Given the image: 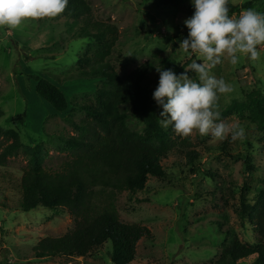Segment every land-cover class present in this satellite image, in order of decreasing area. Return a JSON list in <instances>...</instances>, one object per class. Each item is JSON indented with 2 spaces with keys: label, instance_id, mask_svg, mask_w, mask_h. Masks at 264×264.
<instances>
[{
  "label": "rangeland",
  "instance_id": "374dc122",
  "mask_svg": "<svg viewBox=\"0 0 264 264\" xmlns=\"http://www.w3.org/2000/svg\"><path fill=\"white\" fill-rule=\"evenodd\" d=\"M84 1L92 20L116 29L114 39L106 34L109 56L104 61L110 62L118 74L129 72L154 56H169L177 63L185 57L174 37L177 27L185 25V20L194 14L192 0L171 9L156 7L153 3L142 6L141 0ZM229 2L241 5L254 0ZM253 9L264 13V0H258ZM81 27L82 23L73 24L64 13L51 19L25 20L14 30L0 27V109L3 112L0 125L15 130L22 142V147L0 165V264H113L109 242L85 257H36L37 242L63 235L71 228L72 218L65 210L39 206L22 211L19 207L20 179L29 163L27 148L42 143L41 166L50 172L58 170L69 154L60 149L61 144L48 142L45 134L77 136L74 123L87 120L83 106L94 103L91 92L100 79H64L82 67H79L80 61L86 55L91 56L97 45L93 39L77 37ZM258 51L257 61L241 56L233 66L222 57L221 63L211 70L212 75L222 77L234 88L219 96V111L234 99L243 100L244 94L252 89L264 92V46H258ZM90 65L83 67L88 69ZM29 75H38L61 89L76 106L70 120L65 121L68 111L57 112L36 95L34 80ZM162 111L160 107L159 116ZM23 113V124L12 121L14 116ZM220 119L242 126L244 139L232 141L229 136L216 141L211 134L201 136L194 132L188 137L198 152L193 165H188L184 156L174 151L160 160L163 176H149L142 190L114 194L113 204L119 220L146 226L152 236L137 243L130 264H217L220 251L233 235L244 244L255 242L257 236L248 221V210L244 219L240 218L239 211L242 193L251 207L262 189L261 135L236 114ZM142 125V120L135 116L127 122L134 131H139ZM250 140L255 145L252 152L255 169L251 172L245 169L240 156ZM104 195L110 196V191ZM253 260L251 256L237 264Z\"/></svg>",
  "mask_w": 264,
  "mask_h": 264
},
{
  "label": "trees",
  "instance_id": "16d2710c",
  "mask_svg": "<svg viewBox=\"0 0 264 264\" xmlns=\"http://www.w3.org/2000/svg\"><path fill=\"white\" fill-rule=\"evenodd\" d=\"M183 1L141 0L139 5L153 3L156 7L161 5L171 9ZM257 1L241 5L229 2V16L253 9ZM89 11L84 0H68L63 12L73 24L82 23L78 38H90L97 43L91 56L86 55L80 61L79 67H82L73 74L65 75L64 79H100L99 85L91 92L94 103L83 106L87 120L74 123L77 136L44 133L48 142L61 144L60 149L69 154V159L62 162L58 170L50 172L41 166L42 143L27 148L29 163L20 179L19 207L22 211L35 210L39 206L48 210H65L72 218L71 228L63 235L46 237L37 242L34 247L36 257H85L109 242L111 262L130 264L134 260L137 243L152 236L146 226L119 220L113 204L114 194L142 190L149 176H163L160 160L174 151L183 155L190 166L198 158V152L192 148L188 137L177 135L171 125L167 129L162 127L158 114L160 106L153 98L159 83L158 67L161 70L171 69L179 76L196 56L187 53L179 63L169 56H154L120 75L110 62L104 61L109 56V46L105 45L106 34H111L114 39L116 29L92 20ZM176 30L174 42L180 44L188 37L189 30L183 24ZM87 63L92 65L85 69L83 65ZM188 75L199 82L194 72L189 71ZM28 77L34 80L36 95L55 111H68L65 121L70 120L76 106L67 100L61 89L38 75ZM2 114L0 109V117ZM220 114V118L236 114L253 125L261 135L264 149V92L252 89L244 94L243 100L234 99L225 105ZM133 116L143 122L139 131L127 126ZM24 119L23 113L14 116L12 121L23 124ZM21 147L18 133L11 127L0 125V165ZM254 149V142L247 141L240 154L245 169L250 172L255 169L252 163ZM107 190L110 196L104 195ZM240 202L239 216L244 219L248 210V221L254 227L257 238L248 245L233 235L220 251L216 263L237 264L253 256L254 260L248 264H264V179L253 206L246 203L243 193Z\"/></svg>",
  "mask_w": 264,
  "mask_h": 264
},
{
  "label": "clouds",
  "instance_id": "9594fccd",
  "mask_svg": "<svg viewBox=\"0 0 264 264\" xmlns=\"http://www.w3.org/2000/svg\"><path fill=\"white\" fill-rule=\"evenodd\" d=\"M229 0H192L194 14L185 20L188 37L180 42L184 53L195 54L196 59L179 76L171 69L159 72L158 87L153 93L157 105L162 107L160 123L181 137L194 132L201 136L211 134L214 140L244 139L245 129L238 123L220 119V95L234 91L232 85L211 70L224 57L235 66L241 56L251 61L260 57L258 46H264V13L254 9L229 16ZM68 0H0V27L18 29L25 20L55 18L62 14ZM202 61V62H198ZM197 75L196 82L188 72Z\"/></svg>",
  "mask_w": 264,
  "mask_h": 264
},
{
  "label": "crops",
  "instance_id": "0c3cea01",
  "mask_svg": "<svg viewBox=\"0 0 264 264\" xmlns=\"http://www.w3.org/2000/svg\"><path fill=\"white\" fill-rule=\"evenodd\" d=\"M35 84V83H34Z\"/></svg>",
  "mask_w": 264,
  "mask_h": 264
}]
</instances>
